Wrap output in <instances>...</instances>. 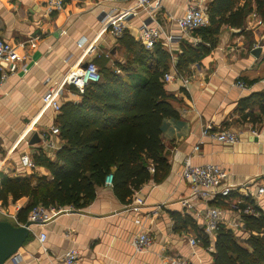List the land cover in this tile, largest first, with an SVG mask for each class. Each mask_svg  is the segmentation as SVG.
Masks as SVG:
<instances>
[{
  "label": "crops",
  "instance_id": "crops-1",
  "mask_svg": "<svg viewBox=\"0 0 264 264\" xmlns=\"http://www.w3.org/2000/svg\"><path fill=\"white\" fill-rule=\"evenodd\" d=\"M210 1L164 0L159 15L164 33L156 47L160 45L169 53V73L178 71L181 46H194L200 40L196 32H182L176 21L190 6L203 4L206 9ZM134 7L131 0H67L62 10L51 12L48 0H0V38L15 46L24 45L19 50L25 60L19 65L28 69L27 73L20 70L11 76L0 88V184L3 177L35 174L52 178L48 169L36 165L34 169L25 168L21 159L28 156L33 161V155L42 151L55 160L62 148L60 135L51 134L53 127L58 128L60 111L45 106L43 97L52 84L61 83L57 94L61 106L81 101L82 93L63 83L69 70L88 63L112 69L122 65L135 71L128 74L117 70V74L129 75L133 82L146 76L144 66L132 63L133 54L110 25ZM105 15L110 18L103 22ZM125 20V32L141 44L139 35L148 15L137 10ZM257 20L263 21L253 11L244 30L224 26L217 46L185 69L183 75L190 79L187 87L180 80L166 83L179 117L164 119L161 126L171 166L161 183L145 184L129 204L116 197L113 186L98 187L95 200L87 208H63L66 210L45 225H33L30 241L7 264H65L62 255L71 249L79 252L77 264H167L177 256L189 258L193 264H213L214 247L206 249L200 242L192 247L189 243L191 238H198L190 220L198 229H205L194 212L180 204L190 193L183 171L187 160L194 166L214 164L229 172L227 184L250 185L209 203L223 211V227L231 229L240 221L243 215L236 213L237 208L264 209V198H246L248 191L254 192L257 185L264 184V117L253 124L243 121L239 111L241 100L264 93L259 66L264 58V21L258 26ZM257 47L262 51L259 57L253 54ZM238 81H243L247 89H240ZM254 111L259 113L258 108ZM205 130H232L239 133V141L233 145L213 141L203 137ZM43 135L57 148L51 149ZM197 146L199 151L195 152ZM137 198L144 200V205H138ZM29 203L24 198L10 204L4 209L17 220L0 214V221L23 225L18 213ZM145 231L153 235V245L146 253L136 254L131 243ZM43 233L46 240L41 243ZM236 233L241 238L248 236L244 229Z\"/></svg>",
  "mask_w": 264,
  "mask_h": 264
},
{
  "label": "trees",
  "instance_id": "trees-1",
  "mask_svg": "<svg viewBox=\"0 0 264 264\" xmlns=\"http://www.w3.org/2000/svg\"><path fill=\"white\" fill-rule=\"evenodd\" d=\"M206 11L208 26L195 31L199 42L194 46L182 45L177 55L176 67L182 74L217 46L224 26L244 30L253 11L264 21V0H212ZM119 40L133 54L132 63L144 66L146 76L133 82L129 75L117 74V70L135 71L130 66L98 67L100 82L88 85L79 103L61 106L57 126L64 144L56 159H50L42 151L33 155L35 165L48 169L52 178L32 174L1 180V207L7 208L24 198L30 200L18 213L20 224L28 223L31 211L38 206L75 211L87 208L95 200L98 187L105 185L110 175L116 197L125 204L145 184L161 183L168 176L171 166L161 126L164 119L179 117L164 81L170 55L160 45L147 51L127 32ZM239 111L243 121L261 122L264 93L241 100ZM254 211L257 215L240 218L246 238L223 226L210 237L190 220L198 230V242L206 249L214 247L213 264H264V211L259 208Z\"/></svg>",
  "mask_w": 264,
  "mask_h": 264
},
{
  "label": "built area",
  "instance_id": "built-area-1",
  "mask_svg": "<svg viewBox=\"0 0 264 264\" xmlns=\"http://www.w3.org/2000/svg\"><path fill=\"white\" fill-rule=\"evenodd\" d=\"M114 1V0H109ZM134 2V9L129 8L125 10L124 16L116 22L111 23L112 32L117 36L121 37L126 31V18L137 14V10H142L148 15V20L143 23L140 31L139 41L147 51H153L156 45L160 42L163 37V28L159 21V15L163 11L164 0H131ZM67 0H48L49 11H60L64 8ZM256 17V16H254ZM110 16L105 15L102 19L106 22ZM177 26L179 29L186 33L191 34L196 30L206 27L209 24L206 9L200 5H192L185 12L184 16L179 18L177 21ZM259 26L263 25L261 20H257ZM24 47L15 46L11 43L4 41L0 38V88L3 86L6 80L11 76L16 75L20 70L27 73L28 69L23 66L20 67L19 63L25 60V57L21 55L19 48ZM22 68V69H21ZM101 80V75L99 68L94 63H88L86 68L80 67L79 69L69 70L65 77L63 83H66L78 91L83 93L85 88L92 84L98 83ZM182 81L187 87L190 79L184 76L182 73L177 71L175 74L165 73L164 81L166 83L172 81ZM61 83H54L49 88L43 97V102L45 106L51 107L55 111L59 112L61 109L60 102L57 99V94L60 90ZM237 86L246 90L247 85L243 81H238ZM51 134L59 136V128L53 127L51 129ZM203 137L210 138L213 141H217L227 145H233L239 141V133L232 130H223L218 132H211L205 130L203 132ZM45 143L51 148L55 149L57 146L47 140V135H43ZM195 152L199 151V147H195ZM22 165L28 169H34L35 163L28 157L24 156L21 159ZM183 178L187 181L190 187V193L187 197L180 200V204L184 209L194 212L196 219L201 222L204 226L205 233L214 237L221 226L225 224L223 218L224 213L221 209L211 206L209 203L211 201L220 198H227L232 195L233 192H237L241 187L249 188L250 185H232L227 184L229 178V172L221 166L214 164H206L200 166H194L191 164L190 160L186 161ZM113 176L110 175L106 179V184L112 186ZM248 199H256L257 201L264 198V184L257 185L254 192L248 191L246 194ZM136 202L138 205H144V200L137 198ZM66 209L57 208H45L42 206L35 207L28 218V222L34 225L43 226L59 213L64 212ZM264 211V209H261ZM239 215H257L253 208H237L236 210ZM0 214L11 217L15 221L16 216L12 215L6 209L0 206ZM244 223L240 220L235 223L231 229L238 231V229H243ZM46 240V234L40 236L41 243ZM154 237L150 232H140L136 235L132 241V246L136 254H142L149 251L153 245ZM189 243L192 247L198 244L196 238H191ZM62 260L65 264H77L79 260V252L75 249L67 251L62 255ZM167 264H193L189 258L183 256H177L172 258Z\"/></svg>",
  "mask_w": 264,
  "mask_h": 264
},
{
  "label": "water",
  "instance_id": "water-1",
  "mask_svg": "<svg viewBox=\"0 0 264 264\" xmlns=\"http://www.w3.org/2000/svg\"><path fill=\"white\" fill-rule=\"evenodd\" d=\"M261 52L259 47L253 54L259 57ZM87 66L88 64L83 67ZM33 225L28 222L25 225L15 226L8 221H0V264H7L30 241Z\"/></svg>",
  "mask_w": 264,
  "mask_h": 264
},
{
  "label": "rangeland",
  "instance_id": "rangeland-1",
  "mask_svg": "<svg viewBox=\"0 0 264 264\" xmlns=\"http://www.w3.org/2000/svg\"><path fill=\"white\" fill-rule=\"evenodd\" d=\"M198 5H200V6H202V7H204L203 6V4H198ZM207 13V12H206ZM256 17H254L255 19H257L258 18V16L257 15H255ZM258 25V24H257ZM208 26V25H207ZM259 26V25H258ZM197 31V30H196ZM257 48H259V47H257ZM259 66H260V72H262V76L260 77V78H264V58L260 61V63H259Z\"/></svg>",
  "mask_w": 264,
  "mask_h": 264
}]
</instances>
